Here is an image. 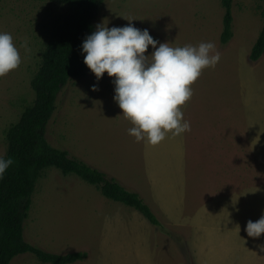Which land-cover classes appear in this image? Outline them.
<instances>
[{"label": "rangeland", "instance_id": "1", "mask_svg": "<svg viewBox=\"0 0 264 264\" xmlns=\"http://www.w3.org/2000/svg\"><path fill=\"white\" fill-rule=\"evenodd\" d=\"M57 0H0V32L13 37L21 63L0 77V155L6 131L32 104ZM232 37L221 42V0H104L95 28L129 23L172 47L215 44L220 61L190 85L180 110L190 131L156 145L137 142L113 100L112 78L90 70L57 96L48 143L138 193L160 222L103 197L73 176L47 168L37 182L27 243L48 253L83 252L75 264H264V233L245 232L264 213V52L251 50L264 22L262 0H233ZM152 52L149 46L146 55ZM95 85L96 90H93ZM11 264H42L32 255Z\"/></svg>", "mask_w": 264, "mask_h": 264}, {"label": "trees", "instance_id": "2", "mask_svg": "<svg viewBox=\"0 0 264 264\" xmlns=\"http://www.w3.org/2000/svg\"><path fill=\"white\" fill-rule=\"evenodd\" d=\"M57 1L67 9L52 21L49 28L39 68L30 82L34 100L23 109L18 121L7 129L5 135L7 149L4 156L11 158L13 164L0 179V264H11L15 258L26 254L42 264H75L87 257L83 252L48 253L24 239V223L29 217L32 196L47 168L81 179L94 186L106 199L132 208L149 224L160 227L157 217L138 193L113 178L109 179L104 172L70 157L67 151L52 147L45 137V129L62 88L89 70L83 63L81 45L95 30L96 12L104 0ZM232 5L233 0H221L224 10L222 43L232 37ZM263 52L264 22L250 60L256 62Z\"/></svg>", "mask_w": 264, "mask_h": 264}, {"label": "clouds", "instance_id": "3", "mask_svg": "<svg viewBox=\"0 0 264 264\" xmlns=\"http://www.w3.org/2000/svg\"><path fill=\"white\" fill-rule=\"evenodd\" d=\"M149 46L152 52L146 55ZM81 54L97 81L105 73L114 77L113 100L121 115L133 125L129 135L150 145L163 141L169 132L180 135L190 131L180 106L191 98L190 85L202 70L215 67L220 61V53L211 42L172 47L131 23L111 28L98 24L83 40ZM20 63L13 37L0 32V77ZM12 164L11 158L0 155V179ZM245 232L248 237H260L264 233V213L255 222L247 221Z\"/></svg>", "mask_w": 264, "mask_h": 264}]
</instances>
